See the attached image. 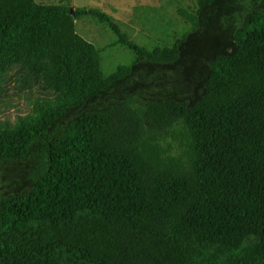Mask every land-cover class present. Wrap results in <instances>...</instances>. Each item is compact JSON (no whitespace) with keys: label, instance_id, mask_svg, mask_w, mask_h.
<instances>
[{"label":"trees","instance_id":"trees-1","mask_svg":"<svg viewBox=\"0 0 264 264\" xmlns=\"http://www.w3.org/2000/svg\"><path fill=\"white\" fill-rule=\"evenodd\" d=\"M224 4L198 0L193 13L175 1L193 29L150 49L100 10L0 0V73L58 97L0 128V163L34 161L32 188L0 199V264H264V8L232 31ZM86 16L137 60L104 76L76 26ZM199 30L232 46L217 41L197 99L129 92L103 102L138 64L181 62Z\"/></svg>","mask_w":264,"mask_h":264},{"label":"rangeland","instance_id":"rangeland-1","mask_svg":"<svg viewBox=\"0 0 264 264\" xmlns=\"http://www.w3.org/2000/svg\"><path fill=\"white\" fill-rule=\"evenodd\" d=\"M41 3H65L72 10L92 8L106 12L121 24L135 40L150 49L156 46H173L176 40L193 29L192 22L177 13L173 8L180 2L191 12L197 13L198 0H37ZM226 7L229 29L240 24L241 15L252 7L264 8V0H228ZM238 5V6H237ZM237 12L234 14V11ZM78 32L93 42L100 51L101 68L108 76L121 64H131L137 60L136 53L123 43L105 24L92 16L76 20ZM192 46L185 51L177 64L137 65L135 72L124 80L116 82L107 89L103 102L110 103L122 95L134 92L150 97H169L197 99L205 78L210 70L209 57L217 51V41L223 42L219 50H229L231 40H210L199 30L190 37ZM226 40V41H225ZM58 101L55 91L40 88L38 82L22 79L13 70L0 73V128L14 127L31 121L37 114L53 107ZM67 115L62 126L71 119ZM173 143L180 139L170 138ZM33 159H5L0 163V199L4 195L18 194L32 188L31 170Z\"/></svg>","mask_w":264,"mask_h":264}]
</instances>
